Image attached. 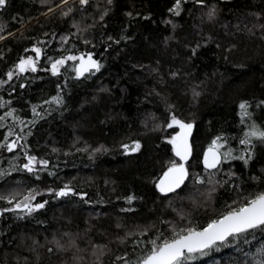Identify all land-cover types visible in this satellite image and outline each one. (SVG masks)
I'll return each instance as SVG.
<instances>
[{
  "label": "trees",
  "instance_id": "trees-1",
  "mask_svg": "<svg viewBox=\"0 0 264 264\" xmlns=\"http://www.w3.org/2000/svg\"><path fill=\"white\" fill-rule=\"evenodd\" d=\"M58 4L61 0H6L0 8V35L6 37L0 40V79L14 72L0 86L5 104L0 116L15 110L0 121L6 125L0 128V142L9 127L24 137L23 148L0 149V171L10 172L0 177V194L18 192L19 200L35 189L44 194L32 203L47 201L27 215L3 212L15 201L0 200V264H94L95 245L107 246L102 264H113L125 253L135 262L151 247L148 240L160 233L161 239L170 238L172 225L202 229L229 206L237 207L241 194L264 191V143L259 140H253L247 166L231 160L209 177L202 164L217 136L228 141L226 146L242 149L238 141L248 124L264 129V0H181L179 16L169 11L175 0H112L110 5L94 0L83 10L75 0ZM68 7L73 11L65 17ZM33 47L42 50L37 70L17 73L21 57L35 58ZM88 53L102 65L99 72L76 78L77 62L67 61L59 75H52L55 59ZM57 95L61 104L45 103ZM242 101L249 102L252 114L244 124ZM33 106L40 116L33 115ZM171 114L194 123L193 152L186 187L179 195L163 196L155 185L169 161L177 160L167 142L177 128L165 127ZM17 116L23 125L14 121ZM135 141L140 150L126 154L122 145ZM101 145L107 151H93ZM25 152L47 160V168L37 164L32 173L22 170ZM13 163L17 171H11ZM197 174L205 184L194 183ZM65 184L76 194L56 197ZM129 195L136 197L132 204L126 202ZM145 230L147 235H127ZM245 235L247 243L229 237L204 255L196 253L189 264H262L264 252L258 250L264 249V231Z\"/></svg>",
  "mask_w": 264,
  "mask_h": 264
},
{
  "label": "snow or ice",
  "instance_id": "snow-or-ice-1",
  "mask_svg": "<svg viewBox=\"0 0 264 264\" xmlns=\"http://www.w3.org/2000/svg\"><path fill=\"white\" fill-rule=\"evenodd\" d=\"M42 3H47L48 0H41ZM70 0H61V4H58L56 7H61L64 5H69ZM81 6V10L84 7L90 6L94 0H75ZM198 3H203V0H197ZM107 3L110 5L112 0H107ZM6 5V0H0V8H3ZM49 11H54V9L49 8ZM73 9L68 7L66 11L62 14L66 17L68 16ZM170 12L179 16L181 11V0H175V4L173 8L169 9ZM108 14L107 10H105L99 17L100 20H103L104 17ZM127 15L131 16V13H127ZM215 15V9L213 8L208 12V17L211 19ZM167 23H170L168 21ZM73 27H76L74 24ZM0 31H3V28L0 27ZM11 35V33H10ZM5 36L0 35V40L5 39ZM64 42H67V38H62ZM111 39V37H109ZM85 43H89V41H85ZM118 43V41H117ZM28 51V49H25ZM32 52L35 53V58L32 56L21 57L19 63L15 65V70L17 73H24L26 71L35 72L37 70V63L42 54V50L40 47H33L31 49ZM195 54V50H193ZM50 61H52L51 57H48ZM67 61L77 62L73 65V71L76 74V78H80L85 76L86 73L95 74V72H99L102 65L95 59H93V55L91 53L81 54V55H67L58 59H55L51 62L50 71L52 75L56 76L60 74V69L66 65ZM14 72L8 71L6 73L7 80L0 79V86L11 81L13 79ZM175 75V74H173ZM199 95V93H195ZM63 102V98L59 95L53 96L50 100L45 101L48 104H56L59 105ZM10 103V102H9ZM261 105H264V101H260ZM5 106L4 103H0V108ZM251 105L248 101H242L239 104V115L240 122L244 124L246 120H251V113L248 111ZM259 106V105H258ZM15 110H11L5 113L4 116H0V121H4L5 117H13ZM32 112L34 116H40V113L37 112V106H33ZM14 121L18 124L23 125L24 121L21 120L18 116L14 117ZM6 127L5 124L0 123V128ZM166 128L178 127L180 129L175 135L171 137L167 142L172 145V151L177 160L169 161V166L167 170L163 173L159 181L156 183V188L159 193L163 196H168L170 193H177L179 195V191H183L185 185V181L189 179L190 173L188 167L189 159L192 156L193 148L192 144L189 142V137L192 133L193 124L186 123L179 119L175 114L170 115L169 122L165 125ZM248 130L245 131L242 137L239 138V145H242V149H234L231 146H226L228 141L223 136H217L214 138L211 143L208 145L207 149L203 153V167L205 172L211 177L214 173L211 170L219 171L220 166L224 163H228L231 160H240L246 166L253 158V149L255 145L253 144V140H259L264 143V129L261 126L257 125L255 122L247 125ZM21 132H23V128H21ZM15 136V139L9 141V137ZM24 139L23 136L18 135L14 128L9 127L6 135L3 137V141L0 142V149H6L8 152H13L18 146L23 148L24 145L19 143L20 140ZM122 147L125 150V153L128 152H138L141 148V144L139 141L133 142L131 145L124 144ZM224 149L223 151H221ZM83 151H87V149H82ZM101 150L107 151L103 145L99 148L94 149V152H99ZM56 151V149H53ZM236 153V154H234ZM25 156L27 157V163L23 164L22 170L32 173L36 171V165L40 164L43 168H47L48 161L43 159H37L36 156H30L25 152ZM16 165L13 163L11 167V171H17ZM6 174L4 171H0V177H3ZM50 175H54V173H49ZM235 173H229V176H234ZM37 179L39 177L37 176ZM205 179L197 174L194 178V183L196 184H205ZM208 183H212L211 178L207 181ZM228 181L225 180L224 183ZM53 190L49 189L48 192L51 193ZM211 191H215L213 188ZM43 192H38L35 189H32L24 194L22 199L17 200V196L21 194L18 192L9 193L8 195L0 194V200L6 201L9 205H12L15 201V204L11 208L3 209V212L12 211V212H21L26 213L27 215H31L33 212L39 211L43 209L47 204V201L38 202L33 204L32 202L37 199L38 196L43 195ZM74 190L68 185L65 184L63 188L58 191H55L56 197H66L69 195H75ZM83 198V197H81ZM136 199L135 196L129 195L126 197V202L128 204H132L133 200ZM242 202L235 208L229 206V210L223 213L219 218L211 220L206 227L202 229H197L196 227L184 226L180 227L177 230L175 225L171 226V237L163 238V233H160L156 236L155 239H150L147 241L151 247L147 250V252L137 261L133 262L128 259L127 253L124 255H118L115 257L113 264H116L117 261H122L123 264H189L190 261L195 260L196 253H200L201 255L206 254L205 250L210 249L213 246L217 245L219 242L223 244L228 240L229 237L234 239L236 238H244L245 243H247V238L245 234L254 233V231H264V191H258L248 196H244L241 194ZM233 203H237L233 201ZM133 209H121V211H132ZM180 219H184L183 216ZM147 235V230L140 233H128V236L131 235ZM67 235V234H65ZM159 241V243H158ZM125 239H121V243H124ZM60 250H68L65 245L61 244L60 241H55ZM136 246H140L144 243V241H135ZM68 244L71 247H76L77 252L80 249L75 245L74 241H68ZM106 245H95L92 249V255L96 257L94 264H102V260L100 259L103 256L104 249ZM50 252L51 248L48 249ZM258 251L264 252V249H259ZM76 260L82 259V257L76 256L74 257ZM264 264V262H262Z\"/></svg>",
  "mask_w": 264,
  "mask_h": 264
},
{
  "label": "water",
  "instance_id": "water-1",
  "mask_svg": "<svg viewBox=\"0 0 264 264\" xmlns=\"http://www.w3.org/2000/svg\"><path fill=\"white\" fill-rule=\"evenodd\" d=\"M186 123H190V122H186ZM192 124H193L192 133H191V136L189 137V142H190V143H191V138H192V135H193V132H194V126H195L194 123H192ZM176 128H177V131H176V133H177V132L180 131V129H179L178 127H176ZM176 133H175V134H176ZM175 134H174V135H175ZM173 154H174V153H173ZM174 156H175V155H174ZM176 158H177V157H176ZM177 159H178V158H177ZM190 159H191V158H190ZM190 159H189V161H190ZM202 159H203V157H202ZM189 161H188V163H189ZM202 164H203V163H202ZM186 167H187V165H186ZM162 175H163V174H162ZM162 175H161V176H162ZM161 176H160V178H161ZM160 178H159V179H160ZM159 179H158V181H159ZM158 181H157V182H158ZM198 230H199V229H198Z\"/></svg>",
  "mask_w": 264,
  "mask_h": 264
},
{
  "label": "rangeland",
  "instance_id": "rangeland-1",
  "mask_svg": "<svg viewBox=\"0 0 264 264\" xmlns=\"http://www.w3.org/2000/svg\"><path fill=\"white\" fill-rule=\"evenodd\" d=\"M71 1V0H70ZM39 18H37V19H35V20H33V21H36V20H38ZM33 21H30L29 22V24H31ZM32 55V57H33V54H31ZM19 63V62H18ZM77 63H78V61H77Z\"/></svg>",
  "mask_w": 264,
  "mask_h": 264
},
{
  "label": "bare ground",
  "instance_id": "bare-ground-1",
  "mask_svg": "<svg viewBox=\"0 0 264 264\" xmlns=\"http://www.w3.org/2000/svg\"><path fill=\"white\" fill-rule=\"evenodd\" d=\"M33 22H34V21H33ZM33 22H32V23H33ZM182 121H183V120H182ZM184 122H186V121H184ZM190 123H193V122H190Z\"/></svg>",
  "mask_w": 264,
  "mask_h": 264
}]
</instances>
